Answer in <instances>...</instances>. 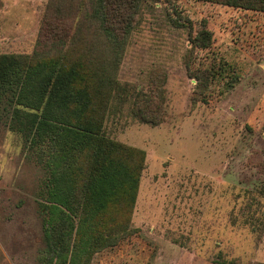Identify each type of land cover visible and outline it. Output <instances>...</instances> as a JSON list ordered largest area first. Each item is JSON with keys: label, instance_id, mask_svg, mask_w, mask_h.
Wrapping results in <instances>:
<instances>
[{"label": "rangeland", "instance_id": "rangeland-1", "mask_svg": "<svg viewBox=\"0 0 264 264\" xmlns=\"http://www.w3.org/2000/svg\"><path fill=\"white\" fill-rule=\"evenodd\" d=\"M71 1L0 0V55L66 49L75 15L89 25L92 10L71 15ZM132 23L104 131L142 150L145 168L132 211L109 220L119 243L91 264L264 263V13L141 0ZM203 24L212 45L192 49ZM25 153L16 134L0 139V264H38L28 200L45 175Z\"/></svg>", "mask_w": 264, "mask_h": 264}, {"label": "trees", "instance_id": "trees-1", "mask_svg": "<svg viewBox=\"0 0 264 264\" xmlns=\"http://www.w3.org/2000/svg\"><path fill=\"white\" fill-rule=\"evenodd\" d=\"M193 1L264 13V0ZM140 2L72 0L71 15L89 5L92 10L89 25L85 12L75 15L66 49L0 55V139L16 134L45 175L28 200L38 204V264H91L95 254L120 241L109 220L135 206L145 153L107 137L104 123L118 95L117 71ZM212 40L205 24L189 39L195 50L209 49ZM210 77L206 70L195 76L205 85Z\"/></svg>", "mask_w": 264, "mask_h": 264}]
</instances>
